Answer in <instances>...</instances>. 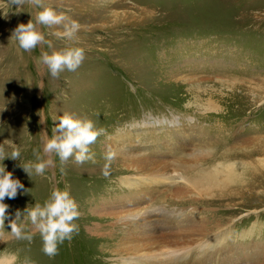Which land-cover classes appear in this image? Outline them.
Masks as SVG:
<instances>
[{
    "label": "rangeland",
    "instance_id": "374dc122",
    "mask_svg": "<svg viewBox=\"0 0 264 264\" xmlns=\"http://www.w3.org/2000/svg\"><path fill=\"white\" fill-rule=\"evenodd\" d=\"M43 3L64 13L66 23L75 20L80 25L71 41L52 34L62 31V25H38L45 39L55 50L82 48L85 58L76 71L52 77L37 58L53 49L44 44L25 52L10 41L14 29L32 18L35 22L41 9L16 8L9 0H0V144L6 153L11 151L10 144H17L24 162H37L33 149L47 160L43 143L65 113L91 120L103 132L90 146L95 163H76L73 157L61 164L53 155V165L43 175L30 178L19 167L20 161L0 160V167L5 166L24 185L16 198L4 201L9 205V219L0 231L6 236L17 210L43 205L53 188H67L80 212L75 221L78 234L61 244L54 258L43 253L37 233L32 242L10 236L0 239V261L23 264L28 258L33 264H97L102 257L100 264H120L139 248L123 244V226L113 215L165 208L184 210L188 217L181 230L190 236L175 244L188 247L189 261L179 264H264V166L258 164L259 160L264 163V144H258L264 137V0ZM118 135L124 139L115 146ZM109 151L114 153L111 161L105 159ZM135 152L172 179L169 184L140 187L146 191L140 199L138 189L130 191L122 182L144 176L126 167ZM234 161L257 166L251 174L256 178L248 176L252 186L248 195L241 197V189L239 195L214 201L194 192L190 182L198 172ZM105 164L107 176L103 175ZM23 218L18 223L28 232L31 223ZM97 228L98 235L106 238L93 241ZM224 230L229 238L218 255L212 253L210 258L208 254V262L198 259L196 242L220 237ZM194 231L199 235H191ZM153 248L166 251L168 247L159 243Z\"/></svg>",
    "mask_w": 264,
    "mask_h": 264
},
{
    "label": "clouds",
    "instance_id": "9594fccd",
    "mask_svg": "<svg viewBox=\"0 0 264 264\" xmlns=\"http://www.w3.org/2000/svg\"><path fill=\"white\" fill-rule=\"evenodd\" d=\"M9 3L16 8L29 5L41 9L36 12L35 22L32 18L26 24L20 23L10 37V41H16L18 47L25 52L32 51L44 44L49 49H53L52 42L45 39L44 34L39 31L38 25L48 28L62 25V31L58 30L52 34L57 38L69 41L74 39L80 29L77 21L72 20L66 23L68 19L66 15L45 6L43 0H9ZM84 58L85 54L82 48L66 47L61 50L53 49L51 52L43 51L37 58V64L45 66L52 77L59 79L60 73L65 70L76 71ZM40 117V123L44 124L46 122L44 117L41 115ZM58 121L59 123L52 128L50 138H46L43 143V152L49 157L47 160L42 159L38 149H33V155L37 162L22 161L21 149L15 143L9 145L10 153H6L4 144H0V160L4 161L10 158L20 161L19 167H22L30 178L33 174L43 175L46 169L53 165L54 161L51 158L53 155L59 157L61 164L73 157L76 163L82 164L86 161L95 163V155L91 152L90 146L102 134L103 129H96L91 120L79 119L69 113L60 116ZM113 156L114 153L109 151L105 159L111 161ZM103 175H108V164L104 166ZM21 189H24L23 183L19 179H14L12 172L6 171L5 166L0 167V230L4 228L5 221L9 219L7 215L9 205L4 202L5 199L16 198ZM25 191L30 192V189ZM21 215L25 221L31 223L32 228L28 232H25L24 226L18 223L21 220ZM79 216L78 205L69 190L53 188L49 199L43 205L35 203L33 207H27L23 212L17 210L16 218L10 220L11 231H8V236L32 242L34 235L38 233L42 241L43 253L54 258L59 253V246L66 240L71 241L73 235L78 234L79 228L75 221ZM8 236L0 231V239H6ZM12 259L15 261V257ZM23 264H33V262L25 258Z\"/></svg>",
    "mask_w": 264,
    "mask_h": 264
},
{
    "label": "bare ground",
    "instance_id": "6f19581e",
    "mask_svg": "<svg viewBox=\"0 0 264 264\" xmlns=\"http://www.w3.org/2000/svg\"><path fill=\"white\" fill-rule=\"evenodd\" d=\"M214 109H215V111H218L219 107L216 105V106H214ZM118 136H120V135H118ZM123 139H124V137L122 135L120 137H118V139L115 140V146H117L118 142L122 141ZM260 141H261V144H264V137L261 140L260 139L258 140V144ZM125 142H126V140H125ZM126 143H128V142H126ZM177 146L175 148H171V149L175 150L177 148ZM123 150L125 151L126 149L124 148ZM241 150L242 151H248L249 149L241 147ZM129 151H131V150H129ZM133 154L134 155H131V156H133L132 160H130L126 163V167L128 168V170H132V169L139 170L140 172H142L144 174V176H142L140 174L141 177H139L138 179L137 178L123 179L124 180V181H122L123 184L125 185L126 188H129L130 191H132L134 189L139 190V188L142 186H144L146 188H152V186L156 185V187H157V185L159 186V185L165 184L168 182L169 179H171V178H166L165 174L162 172V170H160V168L157 167V165H155L154 163L152 164L151 162H149L145 158L141 157V154H139L137 152H135ZM125 155H126V153H125ZM228 156L231 158V160L234 159V156L233 157H232V155H228ZM230 158L228 160H230ZM224 160H227V159H224ZM258 160H257V162H258ZM258 164L261 166H264V165H262L264 163H261L260 160H259ZM255 167H257V166H255ZM255 167L252 168V166H251V168H252L251 169V168L247 167V165L245 163L235 162V161L233 163L229 162V163L218 164L212 169H209L206 171L203 170V171H200V173L198 172V175L197 176L195 175V177L192 178V180L190 182L191 183L190 186H192L194 192H197L198 194H200L203 197L208 198L209 200L216 201V199H223L221 196H223L225 198L226 197L232 198V197H234L233 195L236 196L238 193H240L241 189H242V192H241L240 196L244 197L242 194L248 195L250 193L251 188H252V186L250 187V185H248V178H249L248 176L251 177V174L253 173V170H255ZM257 169L259 170V168H257ZM247 174H249V175H247ZM254 177H251V178H254ZM181 179H183V178L181 177ZM167 184H169V183H167ZM252 185L254 186V184H252ZM257 187L259 188V186H257ZM260 187H262V186H260ZM139 191L141 192V194H140V196L137 197V199L142 198V194L146 193V191H142V190H139ZM229 193H230V195H229ZM247 199H248V197H247ZM184 212H185L184 210H180V212L177 213L176 210L168 211L165 208H158L157 210H153V211L148 210V212L146 211L143 213L137 211V212H133L130 214L128 213V214L119 215V216L113 215L114 217H117L118 221L120 222L119 225L123 226V227L121 226L123 228V230H121V231H123V233L125 235L124 240L121 238L123 240L122 241L123 244H126V243L130 244L131 243V245L134 244L137 248H139V250H137V251H136V249H133V250H135L134 252L132 251V253H134V254L133 255L131 254V256H129V258L124 257L120 264H179L180 262L187 263L189 261L188 257L190 255V252H189L190 250H188V247H187V249L184 246L181 247L179 245L180 243H178V245L180 247H178L176 245L177 243L175 244L176 241L181 242L184 238H186L187 236H190V233L188 234L187 231H184V229L181 230L185 226V223L187 224L186 221H187L188 217H186ZM189 218H190V216H189ZM195 221H192V223ZM189 222L190 221H188V224L191 223V222L190 223ZM198 223H200V221ZM195 224H197V223H195ZM200 224H197L196 226H198ZM191 225H193V224H191ZM191 225H189V226L192 227ZM201 225H203V224H201ZM193 228H194V226H193ZM166 231H168L169 233L167 234ZM196 232H197V230H196ZM98 233H99V229L97 228V230L93 234V236L94 235H97V236H94L95 238L92 239L93 241H97V240H101L102 238L103 239L106 238V237H104L105 234L98 235ZM221 233L222 234L220 237L214 236V237H211L210 240L207 238V240H206L207 242H204V243H201L203 240L202 237H204L202 235L201 242L199 244L196 242V254L195 255L198 257V259H200V260L205 259L208 262V260L206 259V256L208 254L210 255V258H211L212 253H216V255H218V253L220 252L219 248L229 238V235H228L226 230H224ZM192 234L194 235L197 233H195V231H194V233L191 232V235ZM197 235H199V234H197ZM197 235H195V236H197ZM197 241L199 242V240H197ZM104 242H106V241H104ZM159 243H161L162 245L166 244L168 247L167 250L162 251L161 249H159L158 251H155L153 247H154V245H158ZM171 244L174 245L175 247H172ZM147 248H149L150 250H148ZM163 249H165V248H163ZM128 250L130 251V248ZM145 250L147 252H144ZM130 253H127L126 255L128 256ZM191 253H193V252H191ZM179 259H181V260L178 261ZM172 260H177V261L175 263H173ZM102 262H103L102 257H100L97 264H100ZM6 263H8V262H7V259H5V258L2 261H0V264H6ZM183 263H181V264H183ZM202 263H204V261H202ZM190 264H192V263H190Z\"/></svg>",
    "mask_w": 264,
    "mask_h": 264
}]
</instances>
